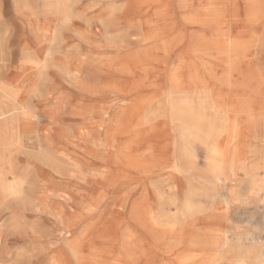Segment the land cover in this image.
<instances>
[{
  "label": "rangeland",
  "instance_id": "rangeland-1",
  "mask_svg": "<svg viewBox=\"0 0 264 264\" xmlns=\"http://www.w3.org/2000/svg\"><path fill=\"white\" fill-rule=\"evenodd\" d=\"M135 1L129 4L130 0H68L60 14L54 15L43 0H0L3 81L9 83L19 72L26 52L40 47L34 32L47 19V24L42 25H47L44 38L49 40L51 48L50 61L37 75L34 69L26 71L31 73L30 85L33 83L34 87L29 89L24 83L14 90L19 101L29 107L28 115L36 120L39 132L25 134L18 144L10 129L5 145L0 143V153L10 158L14 174L26 177L25 190L30 186L35 190L33 198L26 197L29 201L26 203L9 196L2 201L0 198V264H9L10 257L13 264H74L68 245L76 249L80 246L81 254L86 255L91 253L86 247L90 241L92 252L100 257L99 263L106 264L112 254L119 252L120 263L128 264L117 242L123 234L126 244L131 238L137 240V245L128 244L127 250L138 264H157L161 257L147 245L143 231L129 221L136 206H142L155 218L160 210L168 215L176 214L186 199L212 211L226 196L233 203L229 209L230 222L225 224L229 238L236 231L243 236L247 251L254 243L264 248V202L259 201L264 196V188L259 190L258 183L243 177L235 167L232 169L235 179L226 181L225 187L205 178L209 143L220 136L219 112L213 102L207 115L215 136L204 133L208 132V126L197 119L199 109L195 112L182 106L173 111L165 104L164 90L141 88V95H155L161 104L146 117L129 152L142 156L145 167L152 172L144 175L113 164L106 172L108 185L103 184L101 176L106 170L108 142L122 110L135 101L133 93L126 97L123 92H108L106 86L116 84L126 89L135 77L146 81L159 78L161 87L167 86L166 72L159 68L141 77L114 74L110 78L105 74L110 61L115 65L132 63L130 58L123 57L129 47L116 45L120 35L128 32L127 39L133 40L140 31L150 27V24L141 25L140 19L142 16L148 19L154 13L149 7L140 16L134 10ZM261 2L259 7H254L249 0H159L157 5L162 4L163 16L158 14L157 21L163 23L164 29L171 30L172 35L179 33L183 39L168 60L170 68L182 62L180 74H187L191 57L188 59L182 54L186 47L213 48L220 37L249 41L248 56L236 67L250 78L255 91L264 93V0ZM114 20H119L118 26L108 27L107 23ZM126 23L130 26L123 31ZM191 61L198 63L196 58ZM211 68L215 73L220 71L215 65ZM186 90V98L194 101L192 105H198L202 94L189 87ZM227 96L224 99L229 100ZM152 105L150 101L144 107L152 109ZM134 119L130 118L129 125ZM183 123L191 131H184ZM3 137L0 132V142ZM238 140L244 141L241 137ZM41 141L45 143L42 144L44 154L37 153ZM239 147L241 156L248 157L245 161L248 166L264 152L263 141L251 140ZM191 156L189 163L183 162L185 170L180 171L176 165L178 158ZM259 160L261 164L264 162L262 157ZM156 192L160 193L161 205ZM70 222L74 225L68 227ZM192 226L190 223L184 226L185 238ZM171 253L174 251L164 255L170 258ZM234 254L229 249L219 264H229ZM246 259L245 264H254L247 256Z\"/></svg>",
  "mask_w": 264,
  "mask_h": 264
},
{
  "label": "bare ground",
  "instance_id": "bare-ground-1",
  "mask_svg": "<svg viewBox=\"0 0 264 264\" xmlns=\"http://www.w3.org/2000/svg\"><path fill=\"white\" fill-rule=\"evenodd\" d=\"M43 1L54 15L57 14L56 12L60 14L62 6L66 7L68 4V0ZM249 1H253L254 7H259L262 3L261 0ZM158 2L159 0H137L133 3L134 10L140 16L150 7L154 14L149 16L148 19H144L143 16L140 19L142 21L141 25L150 24V27L140 31L139 35L132 38L133 40L127 39L128 32H126V35L125 33L120 35V41H117L116 45L119 48L129 47L128 49H130L133 47L130 50L127 49L125 56H123L130 58L132 63L131 65L127 63L115 65L110 61L106 64L105 74L110 78L114 74L120 77L129 74L141 77L159 68L161 71L164 70L166 72L165 80L167 86L165 89L161 87L162 84H160L159 78L146 81L142 77H135L130 87L126 89L116 84H108L106 86L107 90H109L108 92H112V90L123 92L126 97L133 93L135 101L128 109L122 110L115 131L113 130L111 140L108 142L109 155L104 162L106 170L104 171L105 174L101 176L103 184L108 185L109 179L106 172L111 170L113 164L120 168L136 170L144 175L152 172L151 169L145 167L142 156H134L131 154L132 152H129L132 143L138 138L137 135L142 129V125L145 124L146 117L153 114L156 110L155 108H158L161 104V100L155 95L149 97L141 95V88L151 87L161 92L165 91H163L165 104L173 111L182 106L191 108L193 111L199 109V113L195 111L197 119L208 126V132L205 130L204 133H212L214 136L216 131H214L212 121L207 114L210 102L215 103L219 112L220 128L217 132L220 136L214 137L215 139L209 143L210 147H208L206 154L208 169L205 171V178L219 187H225L226 181L235 179L232 175V169L235 167L241 171L243 177L249 178L253 183H258V189L262 190L264 188V162L261 164L259 159L261 157L264 159V152L257 155L252 164L248 166V163L245 162L248 157L241 156L243 154L240 152L239 147L240 144L241 146L247 145L251 140L264 142V93L255 91L250 85V78L236 67L238 62L248 56L251 47L250 42L220 37L219 42L213 48L191 49L186 47L182 54L186 55L188 59L190 57L191 59L196 58L198 63H194L190 59L187 63L189 71L185 76H182L180 74L182 62L170 68L168 60L171 54L176 51L175 49L183 42V39L179 33L172 35L173 32L171 30L164 29L163 23L160 24L157 21L158 14L163 16V6L162 4L158 6ZM131 3L132 0H130L129 4ZM182 6L188 8L189 5L183 3ZM47 22L48 19L44 23L47 24ZM197 23H200V21ZM42 24L38 25L34 32L38 37L37 43L40 47L35 51L26 52V56L21 61L19 72L12 76L9 83H6V80L3 81L0 74V132L5 137L2 138L3 142L1 140L0 143L4 145L10 129L13 131L15 142L18 144H21V141H23L22 136H25V134L32 133L35 135L39 132L36 120L34 121L28 115L29 107L27 108L24 103L19 101L14 94V90L24 83H27L29 89H32L34 84L30 85V80L32 82V77H29L31 73L26 74V71L34 69L37 75L43 68L42 66L51 59L49 40L44 38V31L47 25ZM118 24L119 20L107 23L108 27H116ZM129 26L130 23H126L123 31H127ZM117 29L119 30L120 28ZM212 65L217 66L220 71L215 73L211 68ZM187 87L193 91L196 89L198 93L202 94V99L198 103L199 106L197 104L192 105L194 101H191V103L186 98ZM224 90L227 91L229 100L224 99L227 95L223 94ZM212 98L215 101L211 100ZM219 100H221V103ZM150 101L153 103L152 106L154 108L144 107ZM130 118H135V122L133 121L131 125H129ZM182 126L184 131H191L186 123H183ZM241 134H244V136H240ZM237 137H241L244 141H239ZM30 143H32V140ZM42 144L45 143L41 141L39 144L38 154H44L45 152ZM145 149L148 148L146 147ZM191 157L178 158L176 165L180 171L185 170L184 160L189 163L188 160L193 159ZM7 159L8 156L0 153L1 201L3 197L9 196L19 198L21 203H26L28 201L27 198H33V191L35 190L33 186L25 190L23 183L26 177L24 175L17 177L14 174V169H12L10 158ZM26 172V176H28V170ZM259 190L255 191L257 195H259ZM155 195L160 203L159 205H161L160 193L156 192ZM259 201L264 202V196L263 198L259 197ZM232 204L229 197L226 196L211 211L200 205H194L190 200L186 199L182 204L181 210L178 209L176 214L168 215L166 211L160 210L155 218L150 217L149 213L138 205L132 210L129 221L134 228L143 231L147 245L153 249L152 251L156 252L157 256L161 257L157 264H219L221 259L226 257L224 254H227L229 249H233L235 253L233 260L229 264H245L246 256L254 264H264V248L262 244L257 245L253 242L254 244L251 243L252 245L247 251V244L244 243L245 240L241 234L233 231L234 237L229 238V230L226 229L225 224L230 222L229 209ZM189 223L193 224V226L187 233V238H185L183 233L184 226ZM73 225L74 223L70 222L68 227ZM117 242L122 247L120 252L124 255L125 261H128V264H138L136 257L130 250H127L128 244L131 247L132 245H137L136 238L129 239V243L127 242L126 244L123 234L119 236ZM91 244V241L86 243V247L89 251L91 250V253L86 255L81 254L80 246L76 249L73 245H68L74 264L104 263L103 261L99 263L100 257L94 255ZM171 251H174V253L169 254L170 258L164 255ZM120 259L119 252H116L110 256L106 264H121ZM7 260L10 261L9 264H13L11 257Z\"/></svg>",
  "mask_w": 264,
  "mask_h": 264
}]
</instances>
